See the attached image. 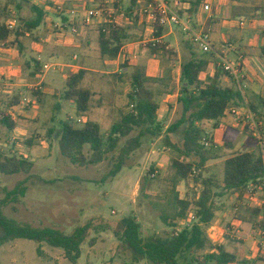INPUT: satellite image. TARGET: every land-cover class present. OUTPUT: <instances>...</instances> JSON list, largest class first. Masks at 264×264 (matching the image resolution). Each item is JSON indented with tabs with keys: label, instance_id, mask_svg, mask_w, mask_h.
<instances>
[{
	"label": "rangeland",
	"instance_id": "rangeland-1",
	"mask_svg": "<svg viewBox=\"0 0 264 264\" xmlns=\"http://www.w3.org/2000/svg\"><path fill=\"white\" fill-rule=\"evenodd\" d=\"M56 2L57 0H30L29 4H23V9L19 13L13 6L5 11L6 2L0 0V21L7 22L12 12H16L19 21L31 20L35 17L33 8L43 12L50 8L52 13L47 14V19L55 18L56 22H61L58 18L61 15L56 9L63 5L64 8H69L70 5L66 6V2L56 5ZM117 2L119 12L117 15L121 13L126 15L127 9L132 7L131 1L119 0ZM114 5L115 3L111 1L98 7L114 9ZM86 7L81 6L77 10L85 11ZM134 11H138V8ZM138 16L140 19L141 16ZM47 19L44 25L34 31L30 37L22 39L24 46L22 53H17L19 49L16 47V52L5 56L10 60L8 67L12 75L7 73L0 75L4 85L11 82L19 83L21 80L30 83L28 81L29 70L26 67V62L30 59L40 56L43 60L42 67L45 64L54 66L46 74L43 82L41 79L32 81L35 85L42 83L39 86L43 87L42 92L54 89L52 92L49 91L48 95L43 93L45 96L42 97L41 102L37 101L30 90H26L23 107L16 113L20 123L19 131L16 134L9 133L0 127V151L6 156L26 158L34 164L30 175L5 176L0 173V204L3 213L9 220L28 224L34 228L55 229L66 235H72L79 227L92 225L81 249V259L77 264H150L146 260L136 259V256L121 240L118 225L123 219L134 216L141 225L142 238L146 239L152 236L168 238L185 228H192L199 224V221H189L184 224L180 221L176 228H170L162 220L163 217H173L176 213L174 210L176 207L173 204L175 193H178L182 199L188 198L193 203L201 190H196L191 183H182L175 188L171 162L176 158V153L163 145L162 138L152 141L146 138L142 148L133 154L119 176L113 182L102 183L104 176L110 171L109 161H107L110 156L104 163L97 166L74 165L70 160L61 156L57 140L54 137L49 138L48 131L50 129L60 130L61 122L77 121L75 110L63 99V92L66 90L64 78L71 72H78V68L84 66L80 59L82 52L89 54V57H93L94 61L98 62L91 66L100 74H88L84 85L94 90L97 96L93 100V110L89 119L99 124L105 134L116 121L121 119L123 114L131 112L130 77L137 68L146 71V87L155 95L160 106L159 121L167 130L177 118L182 64L185 60H189L192 54L198 56L202 52L197 47L187 49L185 45L187 37L178 31L175 34L176 37L173 35L160 41L167 45L173 54L154 56L148 48V45L153 43V33L148 32L146 27L139 26L136 22L129 31L133 42L127 44H137L125 48L118 63L104 59V64H102L97 29L94 31L95 39L91 40L89 46L81 42L84 47L80 50L58 48L55 45L59 40L55 38V34H67V32L62 28H56L53 22H48ZM118 21L123 24L128 21V18L119 16ZM239 22L237 20V24ZM243 22L246 24L243 29L248 28L250 22L244 20ZM95 24L100 27L101 21L93 25ZM237 24L235 26L239 29ZM21 25L23 26V23ZM235 33L239 35L240 30H235ZM71 36L75 37L76 42H80L76 35L71 34ZM74 55L79 56L78 61H73ZM105 61L108 63L105 64ZM125 61L128 63L127 68H123ZM230 61L234 63L235 59L231 57ZM61 65H73L75 68H64ZM211 73L212 70L209 74ZM54 80L58 83L51 86L50 83ZM202 81L206 83L208 76L204 75ZM226 83L225 81L224 84ZM1 98L0 111H4L10 98ZM57 106H60L59 110ZM260 122L264 133V120ZM199 127L206 128L201 124ZM242 129L244 126H240L239 130L242 131ZM239 130L222 126L219 130L212 129V133L218 145L232 142L236 151L240 153L246 150L255 151L257 141L253 138L255 142ZM28 141H33V144L28 146ZM175 141L177 142L176 139ZM123 143L124 141L121 145ZM84 153L89 155L88 149H85ZM117 154L118 152H115L113 155ZM215 165L210 171L220 179L224 173L223 166L220 162ZM152 170L154 173L157 172L154 177ZM27 179L29 181L26 184L28 189L26 196L20 198L19 203L2 204L7 193ZM214 193L218 195L219 190H215ZM241 201L242 199L239 200L234 194H227L224 197L214 196L212 205L218 212L213 225L207 229V235L214 245L223 244L227 251L235 254L240 260H248L252 264H264V249L256 248V242L255 249L252 245L248 246V243L244 241V238L248 237H243L242 224L236 220V217L243 219L245 216L243 212L246 209L244 202ZM240 205L242 207H239ZM236 207L239 208L237 213L235 212ZM228 224L232 227L230 234H228L230 232L227 228ZM97 229L99 231H96ZM219 229L226 230L228 233L219 231ZM226 235L229 236L226 237ZM254 236H252L253 239ZM93 240L95 242L91 244ZM39 247L42 251L41 255L38 254ZM0 264L72 263L66 260L62 250L53 249L46 244L39 246L32 241L17 240L0 247Z\"/></svg>",
	"mask_w": 264,
	"mask_h": 264
},
{
	"label": "trees",
	"instance_id": "trees-1",
	"mask_svg": "<svg viewBox=\"0 0 264 264\" xmlns=\"http://www.w3.org/2000/svg\"><path fill=\"white\" fill-rule=\"evenodd\" d=\"M4 10L13 6L19 13L23 4L30 0H3ZM139 0H132V7L125 17L132 19V12L138 8ZM118 12V2L115 1ZM202 3L198 0L189 15ZM35 17L31 20H20L23 23L16 31H9L7 22L0 21V49H18L22 52L23 46L20 38L31 34L40 28L44 22L43 11L33 8ZM114 18L119 17V14ZM206 32V31H205ZM167 33L166 29L154 27L155 43L148 48L152 55L171 56L173 51L161 43V38ZM128 42H133L128 29L106 18L105 23L99 27L98 44L100 55L103 59L117 61L122 50ZM187 49L192 44L185 43ZM194 47V46H193ZM264 56V47L262 48ZM214 54H192L185 60L181 68L180 95L178 98V113L175 121L165 130L164 124L159 121L160 106L155 95L147 87V74L142 68H137L130 77L132 92L129 94L131 112L123 114L105 134L99 124L89 119L95 93L92 89L84 87V81L89 74L81 69L77 73H70L66 78V90L63 99L75 105L77 121L68 120L61 122V129L48 131L49 138H55L61 156L70 160L74 165L81 167L97 166L104 163L107 158L110 171L104 176L102 183L113 182L122 170L128 165L130 158L142 148L146 138L150 141L162 138L163 145L176 153V158L171 162L174 171V185L177 188L182 183L194 185L201 189L193 203L189 199H181L178 193L173 198L176 207L173 217H163L165 225L176 228L178 222L187 223L195 214L199 224L192 228H185L180 233L163 238L152 236L142 238L141 225L134 216L123 219L118 229L121 231V240L136 256L137 260H146L150 264H252L240 261L226 251L221 245H214L207 235V229L215 219V210L212 205L214 196L224 197L227 194H239V200L244 197L246 188L260 182L264 178V160L260 153L244 152L231 153V144H225L224 149L229 151L223 156L214 140L206 137L200 124H214L218 129L226 111L231 107H239L245 102L254 112L259 121L264 120V98L253 95L247 97L234 82V86L225 87L222 79L231 78L216 64L214 76L205 83L202 75L207 73L209 67L216 63ZM27 66L34 69L30 77L35 78L43 70L41 63L31 60ZM125 61L123 68H127ZM232 79V78H231ZM33 96L41 102L44 96L41 89L32 90ZM22 96L15 94L10 98L4 111H0V127L13 133L18 128V123L10 114L13 108L20 105ZM86 118V120H85ZM81 120L82 123H78ZM83 120L85 122L83 123ZM165 130V131H164ZM137 133L136 135H133ZM243 133L253 138L248 128ZM177 140V142L175 141ZM124 143L121 145V143ZM33 141H28L31 146ZM210 142L211 147L206 148L205 143ZM88 149L89 155L84 153ZM115 152H118L117 155ZM225 159L223 164V177L218 179L210 175L211 162ZM34 164L26 158L6 156L0 151V173L5 176L30 175ZM153 174V170L151 171ZM146 180V179H145ZM29 179L19 183L16 188L7 193L2 204L7 202L19 203L27 193L26 184ZM219 190L218 195L214 192ZM254 220L261 214L259 210H252ZM238 218V217H236ZM193 222V221H192ZM264 225V224H262ZM261 225H255V232ZM92 225L77 228L72 235H66L51 228H34L28 224L9 220L3 213L0 204V247L14 243L17 240H28L39 246L46 244L53 249L62 250L66 260L77 264L82 256V246ZM96 231H99L97 229ZM95 241L93 240L91 244ZM41 248L38 254L41 255Z\"/></svg>",
	"mask_w": 264,
	"mask_h": 264
},
{
	"label": "crops",
	"instance_id": "crops-1",
	"mask_svg": "<svg viewBox=\"0 0 264 264\" xmlns=\"http://www.w3.org/2000/svg\"><path fill=\"white\" fill-rule=\"evenodd\" d=\"M111 1L115 2V1H119V0H57L56 5L62 4L64 2H66L65 3L66 6L70 5L69 8L67 7L68 9L64 8V5L61 6V11L59 10L60 6L56 9V11L59 12V14L61 15V16H58V18H60L61 22H56L55 18L47 19V14L52 13L51 12L52 10H50V8H47L43 12L45 14V18H44V22H43L42 26L44 25V23L46 22V19H47L48 22L52 21L56 28H60V29L62 28L63 30H65V32H67V34H65V33H62L59 35L55 34L56 35L55 38L57 40H59L55 45L56 47H58V48L64 47V48L69 49V50L73 49L74 51L80 50V49H82V47H84L83 43H81V42H85V45L89 46L91 40L95 39V32L94 31H96V29H97V31H99V25L96 26V24H95L92 26L83 27L82 17H83V13L85 11H81V10L79 11L77 9L81 6H87L86 10L87 9H93V8H97L101 4H106V3L111 2ZM126 1H128V0H126ZM130 1L132 4V0H130ZM166 1L172 8H174V9L176 8V2L178 0H166ZM180 1L183 4L180 9L181 10L185 9L184 11L182 10L181 14L184 16H188L190 18L191 23L194 26V28L197 31H201V30L206 31L209 34L210 39H211V44H212V47L214 50V52L212 54H214L215 61H217V62L214 63L213 65H211L209 67L207 73H205L204 75H207L208 79H211L215 73V68H216L215 66H216V64L218 65V63L220 62V59L230 61V58L232 57L235 59L234 63H240L243 66V69H242L243 70V77L237 83L240 84V88L245 93V95H247L248 98L252 97L253 95L261 96L264 98V56L262 53V48L264 47V0H202V3H200L198 8H196L195 10L193 9V14L191 16L189 15V11L192 10L193 5L198 0H188V1H184V2L182 0H180ZM205 5L210 6V11H208V12L204 11ZM128 10L129 9H127V11ZM132 15H133L132 19H128V21H126V23H123L124 25L122 24L123 27L128 29V32L131 30V26L135 25V23L138 22L139 26L143 25L144 27H146V29H148V32H152L153 36H154V30L151 28V26L149 25V23L145 19H141V18H140L141 20L139 19L137 11H133ZM237 20H239V21L244 20L246 22L248 21V22H250V25L246 29H240V28L238 29L235 26L237 24ZM48 28H51V27L48 26ZM73 30H77V34H74ZM235 30H240V34L237 35L235 33ZM178 31L181 32V30L179 28L167 29V33L163 36V38H161V41H163L164 39L171 37L173 35H174V37H176L175 34ZM31 34H26L25 37H23V38L30 37ZM71 34L76 35V37L80 39V42H76L75 37L74 36L72 37ZM129 34L132 36L131 33H129ZM98 35H99V32H98ZM23 38H20V42H21L22 46H23V43H22ZM74 40H75V42H74ZM185 40H186V42H189L187 38H185ZM136 44L137 43L127 44L124 46L123 50L129 46L136 45ZM194 47L192 46L193 49H195ZM23 50H24V46H23ZM14 52H16L15 49H9V50L0 49V75L2 73L11 74L9 72L10 69L8 67L10 60L8 58H6L5 56H8V54H12ZM17 53H22V52L20 50L19 51L17 50ZM99 54H100V51H99ZM100 57H101V55H100ZM80 59H81V62L84 63V66L79 67L78 68L79 70H81V69L87 70L89 72V74L99 73V72H96L94 69H92L93 66H91V65H94L95 63H98V62L94 61L93 57L92 58L89 57V54L82 52ZM31 60H36L40 63L43 61L42 57H40V56H38V58L37 57L32 58V59H30V61ZM78 60H79V56L74 55L73 61L75 62ZM119 61H120V57L118 58L117 61H109V62H117L118 63ZM101 62H102V64H104V59L102 57H101ZM26 63H28V62H26ZM107 63L108 62L105 61V64H107ZM45 65H48V64H45ZM61 66L64 68H75V66H73V65H61ZM26 67H27V70H29L28 71L29 72L28 77H30V74L33 73L34 69L30 68L27 65H26ZM210 70H212L211 74H209ZM47 73L48 72H44L42 70L41 73L39 75H37L35 78L30 77L28 80L30 83H28L26 80H21L19 83L11 82V83H5V85L3 83L2 77L0 76V79L2 80V85H3V89L0 93V97L11 98L12 95H15V94H20L22 96V100L20 102V105L16 108H13L10 112L13 119L18 123V128L16 129V131L13 132L14 134H16L17 131H19L20 123L17 120L16 113L19 112L23 107V100H24V96L26 94L25 93L26 90H30L31 92H32V90H36L35 88H40L41 90H43V87H39L40 85H42L41 82L38 83L37 85H35L32 83V81H35V80L37 81V80L41 79L43 82L45 80V76ZM71 73H73V72H71ZM43 74H45V75L43 76ZM101 74H103V73H101ZM204 75H202V77ZM7 77H9V76L7 75ZM202 77H201V80H202ZM66 78H67V75L64 78L65 82H66ZM86 78H88V77H86ZM226 79H228V80H226ZM86 80L87 79H85L84 84H85ZM222 80H223L222 81L223 85L225 87H232L235 84L234 82H236L235 80H233L229 77H224ZM225 81L227 82L226 84H224ZM57 83H58V81L54 80L53 83H50V85L55 86ZM84 84H83V86L86 87ZM87 88H90V87H87ZM53 90L54 89H50L49 91L52 92ZM49 91L45 90L44 92H42V91L41 92L44 93L45 95H48V93H50ZM64 92H65V90H64ZM64 92H63V94H64ZM93 92L95 93L94 90H93ZM44 96H43V98H44ZM95 97H97V96L95 95ZM68 103L71 104V108L73 110H75V113H76L75 105L71 102H68ZM59 109H60V106H57V110H59ZM92 110H93V107H92ZM92 110H91V112H92ZM21 114H22V112H21ZM89 115H91V114H89ZM201 125L208 128V130H205L206 128H203L205 135H208V137H210L214 140L215 144L217 145V147L219 148V150L221 151V154L223 156H225V154L227 152H229V151H226L224 149L225 144H231L232 145L233 150L230 151L231 153H235V152L240 153V152L236 151V147L232 142H226L222 145H218L214 136H213V133H212L213 132L212 129L213 130H219L222 128V126H226L228 128H231V129L239 130L240 126H242V125L234 124L232 117L225 115L224 118L221 120V124H220V127L218 129H214V126H213L214 124H201ZM229 125H231V127H229ZM243 130L244 129H242V131L241 130H239V131L243 132ZM252 140H254V139L252 138ZM256 146H257V148L255 151L246 150L245 152H255V153L259 154V147H258L257 143H256ZM256 151H258V152H256ZM224 161H225V159L211 162L209 165L210 170L212 169L213 166H216L215 164L218 162H220L221 166H223ZM211 174H212V172H211ZM235 195H237V197H239V194H234V196ZM241 202H243V198H242ZM240 207H242V206L240 205ZM245 209H246V210H244L245 212H243V213H245L244 214L245 216L243 217V219L236 218V220L242 224L243 237H245V236L248 237V238H244V241L246 243H248V246L252 245L253 249H255L254 245L256 242L257 243L256 248L261 250L263 247L260 244H258L259 242H257L258 240H257L256 235H255L254 226L256 224L257 225L263 224L261 221L262 220V213L254 220V217H253L251 211L252 210H259V209H251V208H247V207H245ZM259 211L261 212V210H259ZM217 212L218 211L216 210L215 211V219H216ZM215 219H214V221H215ZM214 221H213V223H214ZM213 223L211 224V226L213 225ZM227 226H228L227 228L230 231L229 233L223 229L222 230L219 229V231H224L226 234L227 233L230 234L232 227L230 224H228ZM253 235H255L254 236L255 240L252 238ZM228 236L229 235H226V237H228ZM218 245H221L226 249V247L223 244H218ZM227 252L231 253L229 251H227ZM231 254H233V253H231ZM233 255H235V254H233ZM238 260H240V259L238 258ZM240 261H248V260H240ZM248 262H250V261H248Z\"/></svg>",
	"mask_w": 264,
	"mask_h": 264
},
{
	"label": "built area",
	"instance_id": "built-area-1",
	"mask_svg": "<svg viewBox=\"0 0 264 264\" xmlns=\"http://www.w3.org/2000/svg\"><path fill=\"white\" fill-rule=\"evenodd\" d=\"M143 5V6H142ZM182 2L178 0L176 2V8H172L166 0H139L138 1V15L141 18L145 19L149 25L154 30L155 26H159L163 29H174L179 28L181 32L187 37L188 41L198 49L203 54L213 53V47L211 44L210 36L207 32L201 30L197 31L191 23V20L188 16H184L181 14L182 10ZM142 6V7H140ZM61 11V7H59ZM204 11H210V6L205 5ZM117 10L108 9L104 7H97L93 9H87L83 13V27L92 26L95 22L101 21V25L105 23L106 18L112 20L114 23L118 25L120 22L118 21V17L114 18ZM119 16L122 18L125 17L123 13ZM9 31H16L21 23L16 12H12L10 19L6 23ZM241 29H243L246 24L243 21H240L237 24ZM74 34H77V30H73ZM155 43V41H153ZM4 50V49H3ZM220 59V58H219ZM219 68L223 69L225 73H227L233 80L238 82L243 77V66L240 63H232L230 61L220 59V62L217 65ZM54 68L51 65H44L43 71L49 72ZM3 89L2 80L0 79V93ZM225 115L232 117L234 124L242 125L245 128H248L253 138L257 141L259 147V153L264 160V133L261 130L262 123L258 121L254 112L248 107V104L245 102L243 105L239 107H231L229 108ZM78 123H82L81 120ZM206 137L208 135H205ZM206 148L211 147V143H205ZM156 173H153L152 176H156ZM243 204L247 208L251 209H259L262 213V223L264 224V178L255 184L249 185L244 193ZM240 207V206H239ZM239 208L236 207L235 212L237 213ZM190 220L193 222H197L198 218L193 214L190 217ZM256 238L259 244L264 248V225H261L260 229L255 232Z\"/></svg>",
	"mask_w": 264,
	"mask_h": 264
}]
</instances>
